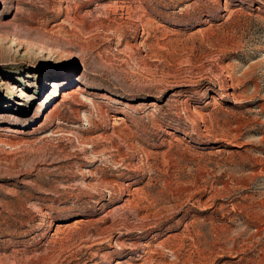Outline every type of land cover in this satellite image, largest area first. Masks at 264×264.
Wrapping results in <instances>:
<instances>
[{"label":"rangeland","instance_id":"rangeland-1","mask_svg":"<svg viewBox=\"0 0 264 264\" xmlns=\"http://www.w3.org/2000/svg\"><path fill=\"white\" fill-rule=\"evenodd\" d=\"M0 264H264V0H0Z\"/></svg>","mask_w":264,"mask_h":264},{"label":"bare ground","instance_id":"bare-ground-1","mask_svg":"<svg viewBox=\"0 0 264 264\" xmlns=\"http://www.w3.org/2000/svg\"><path fill=\"white\" fill-rule=\"evenodd\" d=\"M7 90V89H6Z\"/></svg>","mask_w":264,"mask_h":264}]
</instances>
